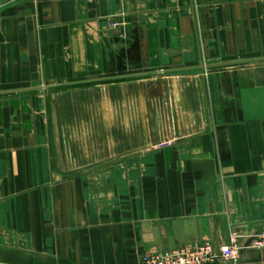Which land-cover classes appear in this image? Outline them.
<instances>
[{
	"label": "crops",
	"instance_id": "obj_1",
	"mask_svg": "<svg viewBox=\"0 0 264 264\" xmlns=\"http://www.w3.org/2000/svg\"><path fill=\"white\" fill-rule=\"evenodd\" d=\"M260 57L264 0H0V264H140L232 232L249 245L264 223V64L238 61ZM161 94L177 99L168 143L66 154L63 121L107 116L119 137L138 98ZM234 264H264V249Z\"/></svg>",
	"mask_w": 264,
	"mask_h": 264
},
{
	"label": "rangeland",
	"instance_id": "obj_2",
	"mask_svg": "<svg viewBox=\"0 0 264 264\" xmlns=\"http://www.w3.org/2000/svg\"><path fill=\"white\" fill-rule=\"evenodd\" d=\"M139 98L136 103V115L132 114L133 120L130 121L126 119L120 123L121 134L119 137L106 135L111 133L109 128L111 126V123L119 125L118 122L109 120L107 116V124L104 127L106 134L104 133L102 124L99 125L100 129H93L94 127H96V125L94 126L90 124L86 126L87 122L84 124V121H81V123L80 120L68 119L67 121H63L62 132L67 131L69 133H72L70 136H68L66 145V148H68L66 154H68L69 158L71 157V159H75V163L77 161V164H81V162H85L86 160L109 158L110 155L114 154L112 151H96V149L99 148L98 144L100 143L105 145V149H108L109 146L118 143L122 145H131L132 147L138 145V148L141 147V145H145L147 143H168L170 138L174 137L172 135V131L174 128L173 119L174 117H176V97L173 96L171 99L168 94H161L158 98L153 100H140L142 97L140 99ZM146 113H148L149 115L147 114V116ZM91 114L94 113L91 112ZM150 115L152 116L151 120ZM122 116H126L125 118H128V114ZM68 118H70V116ZM65 124H67V127ZM163 129L168 133V135L166 134L165 138H167V136L169 138L165 139L166 141L164 142L162 139L160 140V131ZM81 131L83 132V135H81ZM100 131L101 133H104L105 136H103L102 134L98 135ZM170 132L171 134H169ZM77 170L81 169L77 168Z\"/></svg>",
	"mask_w": 264,
	"mask_h": 264
},
{
	"label": "built area",
	"instance_id": "obj_3",
	"mask_svg": "<svg viewBox=\"0 0 264 264\" xmlns=\"http://www.w3.org/2000/svg\"><path fill=\"white\" fill-rule=\"evenodd\" d=\"M241 235L232 232L228 244L216 249L210 242L187 244L175 249L144 253L140 264H220L236 263L244 248L264 249V223L246 247L240 242Z\"/></svg>",
	"mask_w": 264,
	"mask_h": 264
},
{
	"label": "water",
	"instance_id": "obj_4",
	"mask_svg": "<svg viewBox=\"0 0 264 264\" xmlns=\"http://www.w3.org/2000/svg\"><path fill=\"white\" fill-rule=\"evenodd\" d=\"M238 62H259L261 64H264V57L249 59V60H244V61H238ZM208 66H215V65H208Z\"/></svg>",
	"mask_w": 264,
	"mask_h": 264
}]
</instances>
